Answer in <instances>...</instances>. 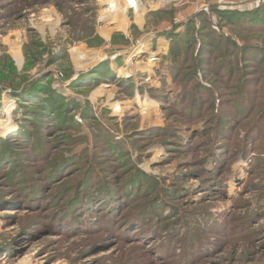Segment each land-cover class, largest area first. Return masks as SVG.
Returning <instances> with one entry per match:
<instances>
[{"label": "rangeland", "instance_id": "1", "mask_svg": "<svg viewBox=\"0 0 264 264\" xmlns=\"http://www.w3.org/2000/svg\"><path fill=\"white\" fill-rule=\"evenodd\" d=\"M105 1L0 0V122L10 126L6 136L0 131V264H264V160L250 165L264 156V121L252 132L256 148L238 151L263 106L225 138L234 149L224 154L229 169L220 175L227 186L211 188L201 151L209 144L194 145L211 139L215 116L207 109L192 124L173 106L181 85L170 75L167 36L184 32L194 16L193 53L202 42L206 50L203 87L217 89L216 107L221 99L234 116L237 89L229 86H237V76L246 78L253 101H264V56L249 63L241 50L217 57L225 44L208 32L200 7L210 4L238 47H264V31L221 17L219 0H174L161 8L145 1L126 13V0H113L122 7L112 19ZM158 38L169 41L166 55L164 46L154 49ZM142 44L152 48L133 57ZM208 47L220 48L208 55ZM143 53L160 56L151 61ZM228 59L238 61L231 80L218 75L228 71ZM237 108L242 114L247 106L238 100ZM203 128L204 137L197 134ZM178 129L190 144L178 143ZM136 167L152 180L142 181Z\"/></svg>", "mask_w": 264, "mask_h": 264}, {"label": "trees", "instance_id": "2", "mask_svg": "<svg viewBox=\"0 0 264 264\" xmlns=\"http://www.w3.org/2000/svg\"><path fill=\"white\" fill-rule=\"evenodd\" d=\"M217 12L220 14L221 17L227 18L230 21L238 20L237 22H239L240 26H242V28L245 30L264 31V4L260 8L252 12H244V13L239 12L238 13V12H224V11H218V10ZM192 16L187 19V22H186L187 26L184 32H181V33L171 32L170 33L172 34L171 36L170 34L167 35L168 38L171 39L169 53H168L169 55L168 57L170 59V63H169L170 75L172 76V79L175 83H178L181 85L180 93L178 94L176 101L173 102L172 104L173 106H175L174 104H176L177 105L176 110L179 113L185 115L186 120H187V121L185 120L186 122H189L192 124L196 123L197 121H200L202 119L201 117L204 116L207 109L211 112V114L213 113L212 116H215V121L212 126L213 134H212L211 139L209 141L206 140V142H204V140L203 142H198L196 145H194V148L201 146L203 143L209 144L208 146L209 149L204 148V147L201 149V151L202 150L205 151V155L203 156V158L207 160L203 168L205 169L206 172H209V174H211L210 187L213 189H216L219 191L221 190L225 192L224 187L227 186V177H224V176L220 177V175H223L224 172L229 169L228 167H226V165L228 164V159H230L229 158L230 156H227L226 158L224 157V154L229 155L231 153L232 155L233 153L232 151L234 150V149L231 150L230 145L227 144L228 141H226L225 138L229 137L231 130L235 128L236 121L244 120L245 118L248 117L250 113H252V111L254 113V111H256L262 105L263 107L260 112L261 115L255 120L254 123L251 124L248 132L242 135V138H241L242 140H241V145H240L241 147H240V150H238L239 154L240 155L246 154L249 148V143H250V147H252L253 144L257 146L256 143H259V140L254 141L255 143L254 142L251 143V141H253L252 132L259 131L258 127L264 121V104H263L264 101L262 102L261 99L257 102L253 101L251 94H250L251 92L248 89L249 84H247L246 78L244 76L242 77L237 76V81H238L237 86L236 87L234 85L229 86L230 90L232 88L237 89L232 92V99L230 101V103L232 104V107L234 108L233 114L234 116H236L235 120H234V116L231 115V112H226L223 109V105L220 107V104L222 102L221 99H219V105L218 107H216V102H217L216 99L217 97L220 98L217 89H211L210 87L209 88L203 87L202 77L206 74L205 73L206 62H205V59H203L202 55L206 53L204 52L206 50H203L204 47H202V43H203L202 41H201L202 43L196 55L193 53V50H194L193 48L197 44V38L195 36L196 32L195 31L191 32V30H193V28L195 27V18L194 16L193 17ZM196 16H198V14ZM205 17H207V15H205ZM207 21H208V24L207 23L206 24L208 26V32L211 33V35L214 37L215 40L225 44L224 52H222V54L220 53V55L219 54L217 55L216 53L217 57L219 56L222 57V55H224L226 56L225 59H227L228 57L235 55V53L238 50H241V58L244 60L248 58L246 59L248 63L251 62L252 58H255V60H258L259 62L261 61V59L264 56L263 46L258 45V44L256 45L248 44V45L239 46L240 47L239 48L237 42H235L236 41L235 39H233L230 36L221 34L217 32L216 30H214L212 28L211 21L208 17H207ZM255 26H258V27H255ZM199 31H201V28ZM200 34L204 35L203 31H201ZM173 36H175L176 38L173 39L172 38ZM218 48L220 47H217V48L208 47L207 54L214 55L215 51ZM188 53L190 54V56L187 55ZM214 58L215 56H213V59ZM225 59L223 57V58H220L219 61H225ZM227 64H228V71L226 68H222L219 71L218 75H220L221 77H225L227 79L229 78L231 80L232 78L236 77V74H234V72L237 70L238 61L237 59H235V61H233V59H228ZM186 70H188L189 72L187 73L184 72ZM232 73H233V76L231 75ZM227 82L228 80H226V83ZM191 88H194V92H193L194 96L186 100L185 98L186 94L188 92H191V90H193ZM186 90H187V93H186ZM215 94H217V97ZM238 100L244 101L247 106L246 110L242 114L240 113L241 111H239V109L237 108ZM204 102H210L209 103L211 105L210 108H207ZM215 108L217 111H215ZM184 109H187L186 113L184 112ZM187 130H190V129L188 128ZM174 131H175L174 134L180 138V140L178 141L179 144L181 145L190 144L191 137L189 136V133H184L183 130H181L183 132H180L179 129L174 130ZM197 131L195 132L198 135L204 137L205 129L204 130L197 129ZM104 132H106L105 133L106 135L110 133L107 130H105ZM261 133L264 136V128L262 129ZM256 134H258V132ZM115 146L117 147L119 146L118 149L121 151L125 149L124 146H122V144H120L119 142H115ZM256 146H253V148H256ZM111 149L112 148H110V150ZM258 151L259 150H257V152ZM263 152H264V149H263ZM261 155L262 154L258 153L257 156H255L253 160L250 161L251 162L250 165L251 164L257 165L258 163H261V161L264 160V156L262 157ZM208 159L212 161V166L210 169L207 168V163L209 161ZM135 175L136 176L140 175L142 177V181H144V179L152 180L149 177L147 178V176L143 174L137 167L135 170ZM125 193L126 194H124L123 197H126L129 194V191H126ZM166 193L171 196V190H169V192L166 191ZM109 196H111V194H108V197H107L108 199L110 198ZM152 203H151V208L155 209L159 207L158 202L154 201V203L153 204ZM115 204H118V203H115ZM153 213H154V210L152 211V214Z\"/></svg>", "mask_w": 264, "mask_h": 264}, {"label": "built area", "instance_id": "3", "mask_svg": "<svg viewBox=\"0 0 264 264\" xmlns=\"http://www.w3.org/2000/svg\"><path fill=\"white\" fill-rule=\"evenodd\" d=\"M134 1L135 2H132V0H126V3L128 4V7L126 6L127 9L129 8V9H134L135 11H138L140 8H143V6H145V4H144L145 1H146V3L149 2L148 6H150V7L151 6H158L159 8L167 7V6L171 5L172 2H174V0H158V1H155V0H152V1L134 0ZM137 1H138V3H139V1L142 2V6L140 8H138V10H137V6H136ZM262 4H264V0H229V1L219 0L216 2L215 8L218 11L237 10L239 12L244 13V12H252L254 10H257L258 8H260L262 6ZM109 7H110V4H109ZM144 9H146V8L144 7ZM200 10L204 11L205 13L208 14V18L210 19L212 28L214 30H216L217 32H219L221 34L228 36L227 28H225V27L223 28L222 26L219 25V22L216 19V15L211 12L210 4L202 5L200 7ZM179 17H181V16L179 15ZM148 47H149V45H148ZM149 48H151V47H149ZM143 54H146L147 56H149L148 60H151V61L156 60L160 56L159 55V56L152 57L148 53H143ZM141 55L142 54L137 55L136 51H135V53L133 54V57H137V56H141ZM132 60L133 59H131V61ZM57 79L61 80V76H58ZM60 86L61 85L58 83L54 87L56 88V90H62L63 91V88H61ZM117 110H118V108H117Z\"/></svg>", "mask_w": 264, "mask_h": 264}, {"label": "bare ground", "instance_id": "4", "mask_svg": "<svg viewBox=\"0 0 264 264\" xmlns=\"http://www.w3.org/2000/svg\"><path fill=\"white\" fill-rule=\"evenodd\" d=\"M121 2H123V1H121ZM132 2H135L134 0H132ZM104 3H106L107 4V6H109V4H110V7L107 9H105L104 10V12H105V14H106V16H108L109 18H113L114 17V13H116V15L118 14L117 13V11L120 9V6H119V4H120V2L119 3H117L116 1H113V0H106ZM124 3V2H123ZM136 6H137V10H138V8H140L141 6H142V2H140L139 1V3H138V1L136 2ZM122 7V6H121ZM124 7V12L127 10V7L126 6H123ZM139 11V10H138ZM141 11V10H140ZM145 10H142L141 12H139L138 13V17H139V19H141L140 18V16L143 14V12H144ZM103 12V13H104ZM123 12V13H124ZM126 13V12H125ZM124 13V14H125ZM102 15V14H101ZM105 16V17H106ZM124 21L123 22H125V19L124 18H122ZM102 21V20H101ZM104 21V20H103ZM114 22H117V21H115V20H113ZM140 22V21H139ZM17 40H19L20 39V36H16L15 37ZM143 45V44H142ZM144 46V45H143ZM140 47V48H138V50L139 51H137L139 54H141V52H142V50L144 49V51H149V47H147L146 45V47L144 46V47ZM14 49H15V56H16V59L18 60V62H19V64L21 65L22 64V56H21V53H20V50L19 49H17L16 47H14ZM89 56H91V58H97V56L95 55V56H93V55H89ZM81 58L84 60V59H86V58H88V55L87 54H83V55H81ZM141 67L143 68L142 70H145L146 68H147V66L146 65H141ZM122 74V73H121ZM123 76V75H122ZM9 128H10V126L8 125V124H3V123H1L0 122V131H1V136H6V134H7V131L9 130ZM159 153H160V151H159Z\"/></svg>", "mask_w": 264, "mask_h": 264}, {"label": "crops", "instance_id": "5", "mask_svg": "<svg viewBox=\"0 0 264 264\" xmlns=\"http://www.w3.org/2000/svg\"><path fill=\"white\" fill-rule=\"evenodd\" d=\"M154 38H152V40H153ZM157 46H156V48H154L155 50H158V49H160V47H162V46H164L165 47V51L164 52H162L160 55L162 56V55H166V53H167V51H168V48H169V41H168V39L167 38H158L157 39ZM149 45V44H148ZM152 48V47H151ZM148 71H149V69H148ZM138 96V97H137ZM136 96V98H140L139 97V95H137ZM135 105V104H134Z\"/></svg>", "mask_w": 264, "mask_h": 264}]
</instances>
